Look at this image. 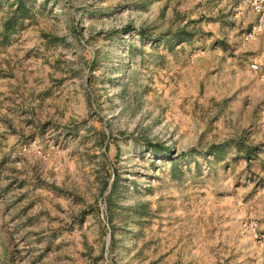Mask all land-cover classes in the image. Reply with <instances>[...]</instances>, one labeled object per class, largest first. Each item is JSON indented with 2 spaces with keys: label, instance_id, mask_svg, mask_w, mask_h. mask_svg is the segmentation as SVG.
Returning a JSON list of instances; mask_svg holds the SVG:
<instances>
[{
  "label": "rangeland",
  "instance_id": "rangeland-1",
  "mask_svg": "<svg viewBox=\"0 0 264 264\" xmlns=\"http://www.w3.org/2000/svg\"><path fill=\"white\" fill-rule=\"evenodd\" d=\"M0 264H264L247 0H0Z\"/></svg>",
  "mask_w": 264,
  "mask_h": 264
},
{
  "label": "built area",
  "instance_id": "built-area-1",
  "mask_svg": "<svg viewBox=\"0 0 264 264\" xmlns=\"http://www.w3.org/2000/svg\"><path fill=\"white\" fill-rule=\"evenodd\" d=\"M248 6L252 13L256 16L257 27L264 29V0H247ZM253 70H257L256 65H251Z\"/></svg>",
  "mask_w": 264,
  "mask_h": 264
}]
</instances>
